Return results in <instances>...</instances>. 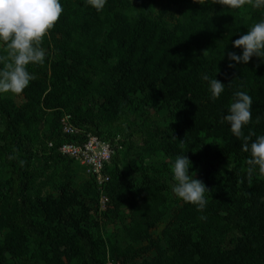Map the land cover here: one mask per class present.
<instances>
[{"label": "trees", "instance_id": "1", "mask_svg": "<svg viewBox=\"0 0 264 264\" xmlns=\"http://www.w3.org/2000/svg\"><path fill=\"white\" fill-rule=\"evenodd\" d=\"M60 3L22 104L0 94V264H264V177L248 176L243 141L223 122L233 93L246 91L252 121L242 131L264 135V64L253 57L230 68L227 57L240 54L231 42L264 9L107 0L97 12L82 0ZM204 75L226 86L216 101ZM65 115L77 134L62 133ZM87 134L115 149L104 195L109 214H127L124 247L90 215L87 202L100 197L93 179L58 152ZM126 148L147 158L121 170ZM182 153L209 189L203 212L168 185ZM75 166L87 179L77 187Z\"/></svg>", "mask_w": 264, "mask_h": 264}, {"label": "clouds", "instance_id": "2", "mask_svg": "<svg viewBox=\"0 0 264 264\" xmlns=\"http://www.w3.org/2000/svg\"><path fill=\"white\" fill-rule=\"evenodd\" d=\"M201 6L220 5L236 10L246 3L254 8L264 9V0H192ZM97 12L104 9L107 0H82ZM63 12L60 0H0V45L5 54H0V94H21L34 79L28 71L30 64H42L45 50L41 47L44 37L51 30ZM236 51L228 52L229 67L247 65L253 57L264 64V18L254 23L245 34L231 42ZM225 54V51H224ZM259 66V65H257ZM217 75V74H216ZM212 101L219 99L225 91V84L204 75ZM252 98L246 91H235L232 102L223 116V122L237 140H242V151L249 154L246 160L247 174L264 177V135L255 133L245 136L242 129L252 121ZM257 123L259 118H257ZM251 141V142H249ZM185 153V152H184ZM182 153L177 155L171 166V190L184 203L192 204L203 212L207 206V186L196 178L190 159ZM202 220L205 216L200 217Z\"/></svg>", "mask_w": 264, "mask_h": 264}, {"label": "built area", "instance_id": "3", "mask_svg": "<svg viewBox=\"0 0 264 264\" xmlns=\"http://www.w3.org/2000/svg\"><path fill=\"white\" fill-rule=\"evenodd\" d=\"M62 133L64 135H75L78 130L70 124L69 116L61 119ZM58 152L65 159L73 160L79 164L84 173L91 177L100 192L102 204H107L104 189L109 182L106 168L111 164L115 149L109 142L103 141L92 134H87L79 143H64Z\"/></svg>", "mask_w": 264, "mask_h": 264}, {"label": "rangeland", "instance_id": "4", "mask_svg": "<svg viewBox=\"0 0 264 264\" xmlns=\"http://www.w3.org/2000/svg\"><path fill=\"white\" fill-rule=\"evenodd\" d=\"M155 7H157L155 5ZM11 96H13L14 101L19 105L22 104L23 99L22 97L19 95H15V94H9ZM125 156L126 158L122 160V162L119 164V168L121 170H126L127 169V164L126 162H130L133 161V159H145L147 158V156H143L140 155L138 152V149H125ZM137 154H139L140 156H138ZM146 162V160H144ZM216 168L219 170H224V167L220 164H216ZM108 169H110V165L108 167ZM196 178L200 179L202 178V173L199 171H196ZM75 186H80L83 182H85L87 179L86 177L82 174L81 170L77 168V166H75ZM133 182V181H131ZM135 182V181H134ZM171 183L172 180L168 182V185L171 187ZM130 185V184H129ZM55 196L57 195V193L54 191L53 193ZM89 204V206L92 208L90 215L92 216L93 220L97 221L99 226L102 228L105 236L107 237H111L114 241L117 242V244H119L120 246L124 247L127 242V236L124 230V227L126 226V224L128 223V219H127V214L125 211H121L117 216H114V214L110 213L109 214V204L105 203L104 205L102 204L100 197L99 200L97 201H88L87 202ZM105 214V215H104ZM167 220V219H165ZM165 225V221L161 222L158 224V227L152 231V236L153 237H158L160 234V231L162 230V228ZM3 239V233L0 232V241ZM140 247V245H135L134 248L138 249ZM140 259H137V262Z\"/></svg>", "mask_w": 264, "mask_h": 264}]
</instances>
